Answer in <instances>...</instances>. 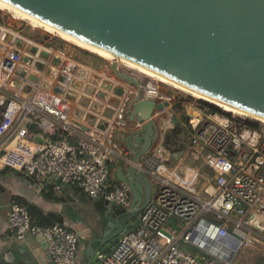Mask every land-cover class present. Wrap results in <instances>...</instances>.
Wrapping results in <instances>:
<instances>
[{
	"label": "built area",
	"instance_id": "2783aa9c",
	"mask_svg": "<svg viewBox=\"0 0 264 264\" xmlns=\"http://www.w3.org/2000/svg\"><path fill=\"white\" fill-rule=\"evenodd\" d=\"M26 26L35 29L0 20V170L25 174L41 188L48 184L46 177H54L89 198L128 210L130 189L122 182L107 183L109 162L122 146L119 135L142 127L127 118L129 101L154 93L167 106L152 118L158 124L183 122L189 144L205 150L213 173L215 185L204 189L208 198L202 199L195 193V168L172 169L160 147L150 149L140 166L155 193L140 212L137 229L122 233L109 254L98 255L99 264H232L238 251L264 236V125L250 126L248 117L213 109L178 89L192 100L170 104L172 97L158 89L93 67L77 46L65 52L55 41L27 37ZM84 97L88 105L79 102ZM8 207L16 238L40 237L53 264L73 263L76 234L57 223L36 224L19 202Z\"/></svg>",
	"mask_w": 264,
	"mask_h": 264
},
{
	"label": "water",
	"instance_id": "95a60500",
	"mask_svg": "<svg viewBox=\"0 0 264 264\" xmlns=\"http://www.w3.org/2000/svg\"><path fill=\"white\" fill-rule=\"evenodd\" d=\"M0 1L116 58L264 119V0ZM101 67L119 80L158 89L153 78L117 61L103 60ZM166 106L154 93L129 101L127 118L142 127L119 135L130 163L116 176L130 189V208L110 212L101 240L112 243L103 249L89 245L86 264L97 254H109L122 233L139 226L152 191L140 159L158 141L160 128L152 115ZM107 204L110 211L114 204ZM0 264L27 263L8 255Z\"/></svg>",
	"mask_w": 264,
	"mask_h": 264
},
{
	"label": "crops",
	"instance_id": "0c3cea01",
	"mask_svg": "<svg viewBox=\"0 0 264 264\" xmlns=\"http://www.w3.org/2000/svg\"><path fill=\"white\" fill-rule=\"evenodd\" d=\"M135 71L143 74L138 70ZM161 95L172 97L171 101H169L170 104L184 99L179 94ZM163 101L165 100H162V102ZM166 121L167 120L164 119L163 124H158L157 122L161 131L159 132L157 143H155L151 149L154 146L160 147L166 164L172 169L179 168V166L184 169L187 167L195 168L199 175L195 193L201 198L197 192V186L200 184V167L206 165L204 161L205 150H201L199 147H191L189 140L187 149H167L165 146V131L173 130L176 122L168 124ZM177 124H179V122ZM186 156L191 157L193 161H201L202 165L195 164L184 166L183 160ZM127 163H130L128 150L122 145L116 150L109 162V173L107 177V183L109 185L121 183L117 180L116 170L118 168L126 169ZM45 180L48 184L41 188L31 177L25 174L8 169L0 174V259L12 255L15 260L21 259L27 264H53L45 246L42 244L43 242L32 235H25L23 238L18 239L10 228L8 205L12 201H21L34 206L48 221L54 224L64 225L68 230L76 234L78 246L72 264H86L87 259L85 253L89 245L93 249H103L112 243V240L105 241L101 239L104 234L107 233L108 229L106 230V225L109 222L108 217L111 215L110 212L117 213L121 208L114 205L109 211L108 204L103 199L89 198L77 188L61 184L54 177H46ZM206 180L207 178L205 181ZM209 185V183L204 185V193H206L204 189ZM155 190L154 187L151 191L150 198L153 197ZM206 195L208 197L207 193ZM128 224L132 225L133 222ZM98 255L104 256L105 254L95 255L89 264H94L92 262L95 260L94 258H96L97 261L95 264H99L101 259L98 258ZM241 255H243V260L242 257H240ZM232 264H264V236L259 238V241L253 246L238 251L232 258Z\"/></svg>",
	"mask_w": 264,
	"mask_h": 264
},
{
	"label": "rangeland",
	"instance_id": "374dc122",
	"mask_svg": "<svg viewBox=\"0 0 264 264\" xmlns=\"http://www.w3.org/2000/svg\"><path fill=\"white\" fill-rule=\"evenodd\" d=\"M0 18H1V20L2 19L3 20H8V23L11 26L17 27V28L22 27L23 24L31 25L35 29H32L30 26L24 27V29H22V33L24 35H26L27 37L35 38L38 41L44 42L46 44H50V43H52V41L55 40L56 44L59 43V45H60L58 48L62 49L65 52H67L66 50L72 51L73 48L75 47V45L69 43L65 39H64V41H62L63 39H61L58 36V34H54V33H51L49 31H46L43 27L31 22L30 20L24 18L22 15H20L18 13H15V12H13L11 10H8L7 8H5V7L1 6V5H0ZM24 21H26V23ZM43 31L48 32L50 34H54V36L52 35V37H51V36L47 35L46 33H44ZM84 52H86V53H83L82 59L86 57V61H88L90 63L93 62V67L98 68L101 71L105 72L106 68L105 67H103V68L101 67L103 65V60L101 58H99L98 56H96L94 54H91V53H89L87 51H84ZM80 53H82V52L78 51L76 53V57L79 58V54ZM157 84H158V92H159V94H174V95L179 94L185 100H188V101L192 100V99L187 98V96L183 92L177 91L176 89H174L173 87H171L169 85L163 84V83H161L159 81H157ZM12 85L14 87L19 88L21 86V82L16 80V79H14V82H13ZM190 98H192L191 95H190ZM205 101H207V100H205ZM79 102L81 103V105H88L89 104V99L84 97V99H81ZM158 102H160L159 98H158ZM208 103H211L212 105L215 106V104L212 103V102H208ZM216 107L219 108L218 106H216ZM248 119H250L252 121H258V120H255L253 118H248ZM89 120H91V116H89ZM258 123L260 125H264L260 121H258ZM165 134H166L165 146H166L167 149H177V148L181 149V150L187 149L188 140H189V131L184 126L183 122H180L179 124H176L175 128L173 130H168V131L166 130ZM183 161H184L183 162L184 166H186V165H195V164H200V166L202 165L201 161H193L191 159V157H189V156L188 157L186 156ZM212 174L213 173H212L211 168L208 167L207 165H203V166L200 167V184L197 186V192L201 196V198H208L206 193H204V191H203L204 185H206L208 183L215 185V181L212 179V177H213ZM206 178H207V180L205 181ZM154 187L155 186H152V189ZM209 217L213 221L217 222V218L215 216L210 215ZM170 224L173 227H176L175 223H173V221H169V225ZM129 225L130 224H128L127 226H129ZM176 229L178 231L180 230L177 227H176ZM240 257H242V260H243V255H241ZM94 259L95 260H93L92 262L95 264L97 261H96V258H94Z\"/></svg>",
	"mask_w": 264,
	"mask_h": 264
},
{
	"label": "bare ground",
	"instance_id": "6f19581e",
	"mask_svg": "<svg viewBox=\"0 0 264 264\" xmlns=\"http://www.w3.org/2000/svg\"><path fill=\"white\" fill-rule=\"evenodd\" d=\"M0 5L5 7V8H7L8 10H11V11H13L15 13H18V14L22 15L24 18L30 20L31 22H33V23H35V24H37V25H39L41 27H43L46 31H49V32L54 33V34H58V36L61 39L67 40L69 43L79 47L82 50H85V51H87V52H89L91 54H94V55L98 56L99 58H101L104 61H117L118 63H120V64H122V65H124V66H126V67H128L130 69H135V70H138V71L142 72L143 74L148 75L149 77L153 78L155 81H159V82L164 83L166 85H169V86H171V87H173L175 89H178V90H181V91H183L185 93H188L194 98L202 99L204 101L207 100L208 102H212V103H214L216 106H218L220 109H222L224 111H227L229 113H233V114L239 115V116H246L248 118H253V119L258 120V121H260V122H262L264 124V119H261V118H258V117H254V116H252V115H250V114H248V113H246L244 111H241L239 109L233 108V107L228 106V105H226L224 103H221V102L216 101L214 99H211V98H209L207 96H204V95L199 94L197 92H194V91H192L190 89H187V88H185V87H183V86H181L179 84H176V83H174V82H172V81H170L168 79H165V78H163V77H161V76H159L157 74H154V73H152V72H150L148 70H145V69H143V68H141V67H139V66H137L135 64H132V63L126 61V60H123L121 58H116L113 55H111V54H109L107 52H104V51H102V50H100L98 48H95V47H93V46H91V45H89L87 43H84V42H82V41H80V40H78V39H76V38H74V37H72V36H70V35H68V34H66V33H64V32H62V31H60V30H58V29H56V28H54L52 26H50V25H48V24H46V23H44V22H42V21H39V20H37V19L25 14L24 12H22L20 10L15 9L14 7H12V6H10V5L2 2V1H0ZM209 190L212 191V188H209Z\"/></svg>",
	"mask_w": 264,
	"mask_h": 264
},
{
	"label": "trees",
	"instance_id": "16d2710c",
	"mask_svg": "<svg viewBox=\"0 0 264 264\" xmlns=\"http://www.w3.org/2000/svg\"><path fill=\"white\" fill-rule=\"evenodd\" d=\"M0 20H1V18H0ZM43 32L46 33L47 35H49V36L52 37V34H50V33H48V32H45V31H43ZM53 36H54V35H53ZM54 41H55V40H54ZM62 41H63V40H62ZM206 103H207V102H206ZM207 104H209V103H207ZM209 105H210L213 109H217V110H219V108H217L216 105H215V106L212 105V104H209ZM247 123H248L250 126H258V125H259L258 122L250 121V120H248ZM5 170H7V169L0 170V174L4 173ZM17 202H19L20 204L24 205V206L27 208V210H28V212H29V214H30L32 220H33L36 224H39V225H50V224H54V223L48 221L46 218H44V216H42V214H41V213H40V212H39L34 206L29 205L28 203H25V202H21V201H17Z\"/></svg>",
	"mask_w": 264,
	"mask_h": 264
}]
</instances>
